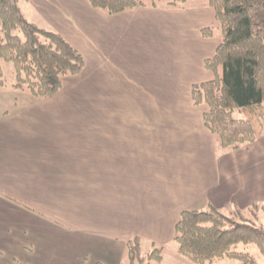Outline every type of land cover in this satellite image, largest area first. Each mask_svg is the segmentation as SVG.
I'll return each instance as SVG.
<instances>
[{
  "label": "crops",
  "instance_id": "1",
  "mask_svg": "<svg viewBox=\"0 0 264 264\" xmlns=\"http://www.w3.org/2000/svg\"><path fill=\"white\" fill-rule=\"evenodd\" d=\"M18 4L85 67L45 99L0 87L27 97L0 112V264H122L126 237L166 246L184 210L264 206V131L222 149L193 103L222 39L207 0L114 15L89 0Z\"/></svg>",
  "mask_w": 264,
  "mask_h": 264
},
{
  "label": "trees",
  "instance_id": "2",
  "mask_svg": "<svg viewBox=\"0 0 264 264\" xmlns=\"http://www.w3.org/2000/svg\"><path fill=\"white\" fill-rule=\"evenodd\" d=\"M222 32L221 43L206 59L211 80L192 86L193 103L205 107L204 122L222 149L237 150L255 142L264 131V0H207ZM114 15L164 2L184 7L189 0H89ZM0 87L7 85L2 62L12 61V86L45 99L56 95L65 76L79 75L85 67L82 53L61 33L37 26L22 13L18 0H0ZM212 28L203 33L211 34ZM237 113L240 116H237ZM264 206L235 208L226 214L213 204L201 210H184L174 240L181 256L197 264L236 259L238 264H259L239 245H256L264 256V228L259 211ZM253 210L255 219L248 216ZM258 211V212H257ZM122 264H162L165 245L144 238H125Z\"/></svg>",
  "mask_w": 264,
  "mask_h": 264
},
{
  "label": "rangeland",
  "instance_id": "3",
  "mask_svg": "<svg viewBox=\"0 0 264 264\" xmlns=\"http://www.w3.org/2000/svg\"><path fill=\"white\" fill-rule=\"evenodd\" d=\"M166 1V0H164ZM164 2H160V4H163ZM1 22V21H0ZM2 67H3V71L5 73V77L7 79V84L6 86H11L13 79L15 77V67L12 61H3L2 62ZM11 91H7V90H0V112L2 110L6 111V110H14L16 108V106H22L27 97H23L20 95H13V99L12 101L9 100L10 98V93ZM237 116H240L237 113ZM250 208V207H248ZM235 209V208H234ZM233 210H230L229 212L223 211L226 214H230ZM247 209V208H245ZM258 212V211H257ZM248 216L252 217L255 219L254 215V211L250 210L248 212ZM259 215H260V220H259V224L264 228V209L259 211ZM150 247V243L145 241L144 242V249L148 250V248ZM239 249H246L249 252H251L258 260L259 264H264V256L261 253L260 249L254 245H239ZM238 260L236 259H229V258H224V259H218L215 260L212 263H207V264H238ZM162 264H197L194 263L192 261H190L189 259L181 256L178 252V243L176 241H173L172 243L168 244L165 246V250H164V260Z\"/></svg>",
  "mask_w": 264,
  "mask_h": 264
}]
</instances>
